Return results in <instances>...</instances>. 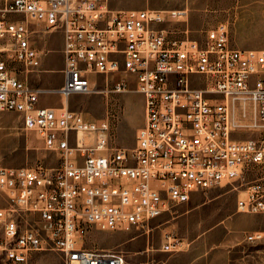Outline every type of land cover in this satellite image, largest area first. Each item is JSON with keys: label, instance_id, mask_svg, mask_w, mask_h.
Masks as SVG:
<instances>
[{"label": "built area", "instance_id": "obj_1", "mask_svg": "<svg viewBox=\"0 0 264 264\" xmlns=\"http://www.w3.org/2000/svg\"><path fill=\"white\" fill-rule=\"evenodd\" d=\"M186 16L185 9H112L108 0H0V111L20 113L23 128L58 160L0 165V264H28L44 250L64 264H126L119 249L84 247L85 234L144 226L192 192L218 186H243L236 211L264 216V176L245 181L264 166V128L257 138L235 136L243 125L264 127V49L234 46L223 21L200 40L172 35L167 24ZM27 20L62 31L57 88L27 80L41 63ZM88 74L102 75L104 88ZM107 91L142 97L130 147L112 141L107 117L68 109L74 94ZM43 93L59 94L61 106H36ZM248 103L251 125L241 119ZM170 238L165 251L177 246ZM244 242L264 245V229L246 231Z\"/></svg>", "mask_w": 264, "mask_h": 264}, {"label": "rangeland", "instance_id": "obj_2", "mask_svg": "<svg viewBox=\"0 0 264 264\" xmlns=\"http://www.w3.org/2000/svg\"><path fill=\"white\" fill-rule=\"evenodd\" d=\"M108 7L112 9H185L187 11L185 21L167 24L172 35L200 40L209 25L223 21L228 25L234 46L264 49V0H108ZM42 63L44 66L54 67L57 64L55 54L44 52ZM88 78L93 85L104 88L106 82L102 75L88 74ZM27 80L42 87H58L62 83V74L55 70L40 74L31 72L27 74ZM107 84L110 86V78ZM59 103L58 94L43 93L39 96L36 106H56ZM237 105L241 107V103L237 102ZM68 108L81 112L85 117H107L112 125V141L127 147L132 146L135 129L143 120L142 97L136 92L107 91L74 94L68 100ZM246 108V115L241 119L246 125H251L254 122L253 105L248 103ZM263 128L247 129L243 125L242 131L236 132L235 136L257 138L263 135ZM57 161L56 154L44 148L35 131L23 128L20 113L0 111V165L30 167L41 163L45 166H53ZM262 176H264V166H255L247 174L245 181L249 182ZM242 188L243 186L240 187ZM218 199L224 205V213H229L226 210L235 202L236 193H223ZM177 205L163 214L171 219L176 218L181 213ZM249 216L245 213H236L226 220V224L236 231L239 227L247 226L245 219ZM149 229L151 232L150 226ZM111 240L112 237L107 233L92 230L85 234L83 245L90 249H103V246ZM112 249L118 248L112 247L109 250ZM229 249L232 253L227 264H264L263 244L243 241ZM35 254H43V257L31 258V264H64L58 252L44 250ZM125 261L129 264L127 258Z\"/></svg>", "mask_w": 264, "mask_h": 264}, {"label": "crops", "instance_id": "obj_3", "mask_svg": "<svg viewBox=\"0 0 264 264\" xmlns=\"http://www.w3.org/2000/svg\"><path fill=\"white\" fill-rule=\"evenodd\" d=\"M27 21L29 28L33 31L31 42L41 51L40 68L35 73H47L55 70L62 74V31H47L42 28L40 23L33 20ZM46 51L55 54L57 64L54 67L44 66L42 63V55ZM60 106L61 99L56 106L38 107L59 108ZM225 187L227 189H224ZM227 192H235L237 199L243 194V189L218 186L205 192H192L187 201L178 203L177 206L181 213L174 219L168 218L166 214L162 213L163 215L150 220L144 226H132L127 230L104 232L111 236L112 240L103 246V249L118 248L125 254L129 264H227L232 253L229 248L243 242L246 231L264 229L263 215L248 214L249 218L245 219L247 226L239 227L233 231L226 224V220L238 213L236 199L226 210L229 213H224V205L218 199ZM149 226L152 229L151 232ZM167 234L172 237L170 239L177 242L176 248L172 251L162 249ZM35 253L37 252L30 255L28 264H31V258L43 257V254Z\"/></svg>", "mask_w": 264, "mask_h": 264}, {"label": "bare ground", "instance_id": "obj_4", "mask_svg": "<svg viewBox=\"0 0 264 264\" xmlns=\"http://www.w3.org/2000/svg\"><path fill=\"white\" fill-rule=\"evenodd\" d=\"M67 264H74V262H67Z\"/></svg>", "mask_w": 264, "mask_h": 264}]
</instances>
